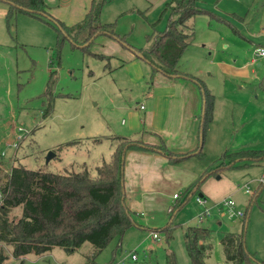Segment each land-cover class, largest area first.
<instances>
[{
    "label": "rangeland",
    "instance_id": "374dc122",
    "mask_svg": "<svg viewBox=\"0 0 264 264\" xmlns=\"http://www.w3.org/2000/svg\"><path fill=\"white\" fill-rule=\"evenodd\" d=\"M46 2L54 12L60 7V0ZM130 3L109 0L104 9L114 16L117 25L120 22L128 32L132 30L128 42L147 47L152 44L147 37L153 29L167 26L166 3L149 15L140 13L144 9L130 10ZM200 3L205 10L192 19L195 35L179 61L181 71L206 85L211 94L209 104L214 101L202 155L182 162L199 171V189L174 214L170 207L184 198L186 187L165 189L163 196L170 200V206L161 216L154 214L155 224L129 227L121 238L115 236L108 243L94 263L87 258L92 244L85 242L71 252L55 246L41 255L30 253L23 258L24 264H167L171 252L178 264H192L185 244L189 225L212 230L209 241L213 248L204 264H233L227 262L220 242L229 231L242 232L245 218L221 209L225 199H233L236 210L247 214V249L258 258L255 264H264V185L260 184L264 159H239L236 166L208 173L225 152L264 150V54L255 55L256 49H264V0ZM0 8V175L7 172L4 164L16 159L31 169L45 167L58 172L86 163L94 170L110 158L116 147L117 139L111 136H132V124L144 120L146 110L140 109V103L147 104L155 88V76L161 72L140 56L142 63H123V59L110 56L107 36H98L89 50L75 47L69 40L58 45L55 28L44 20L22 10L8 17L9 4L5 0H0ZM117 44L124 50L122 44ZM253 57L257 58L255 63ZM49 82L53 111L44 117L42 94ZM18 135L22 136L20 141ZM95 137L104 139L95 143ZM73 140L80 143L66 145ZM145 141L162 142L150 132L145 133ZM50 150H55L56 156L47 163ZM246 185L251 192H246ZM200 193L207 199L205 205L196 200ZM147 213L135 216L145 217ZM21 215L22 209L17 207L11 216ZM170 221L168 237L163 227ZM1 250L9 257L5 264H19L11 245L0 243ZM133 253L138 259L132 258Z\"/></svg>",
    "mask_w": 264,
    "mask_h": 264
},
{
    "label": "trees",
    "instance_id": "16d2710c",
    "mask_svg": "<svg viewBox=\"0 0 264 264\" xmlns=\"http://www.w3.org/2000/svg\"><path fill=\"white\" fill-rule=\"evenodd\" d=\"M9 4L8 17L11 12L22 10L53 26L58 37V45L69 40L73 46L89 50L100 35H107L127 46L138 56L148 61L155 70L167 76H186L199 85L202 98V119L199 128L200 142L194 150L174 152L165 142L149 143L142 137L114 136L117 139L110 158L104 159L92 170L86 163H81L63 171H50L45 167L31 169L16 159L14 163H5L6 173L0 175V243L11 245L13 257L24 264V257L30 253L41 255L55 246L71 252L85 242L92 244V251L87 254L90 263L115 237L121 236L131 226L136 225L135 212L126 201L124 184L125 158L129 149L154 150L163 154L172 163H178L191 155H202L205 133L213 109L211 94L203 81L179 69V61L193 41L195 28L192 19L204 11L200 0H167L164 12H168V23L163 30H154L150 34L152 44L149 48H137L127 41L125 34L116 31V22H104L101 14L109 0H92L85 17L73 25L49 12L46 0H5ZM87 43V44H86ZM86 44V45H84ZM84 45V46H81ZM90 53L106 57L95 51ZM44 99V117L53 111L52 84L48 83ZM110 137V136H108ZM104 137H95L99 143ZM79 140L67 142L68 146L79 144ZM239 159H264V150L225 152L215 160L213 171L225 166H236ZM0 164H3L0 162ZM229 164V165H228ZM10 165V166H9ZM207 173V172H206ZM207 174L206 176H208ZM205 175V174H204ZM205 176V177H206ZM204 177V178H205ZM196 180L185 189V196L170 207V213H176L199 189ZM21 207L22 215L13 218L12 212ZM242 232H227L221 239L227 262L233 264H255L258 258L247 249L245 215ZM172 221L163 230L171 236ZM211 229L201 225H189L185 235V244L192 264H204L205 257L212 251L209 241ZM8 255L0 251V264H5ZM167 264H178L176 255L171 252L166 258ZM264 262V261H262Z\"/></svg>",
    "mask_w": 264,
    "mask_h": 264
},
{
    "label": "crops",
    "instance_id": "0c3cea01",
    "mask_svg": "<svg viewBox=\"0 0 264 264\" xmlns=\"http://www.w3.org/2000/svg\"><path fill=\"white\" fill-rule=\"evenodd\" d=\"M139 1L144 3L141 4ZM166 1L131 0L128 8L138 11L144 9L140 13L149 15L154 9L162 8ZM91 2L92 0H60V7L56 9V12L50 7L48 10L66 24L73 25L85 17ZM101 15L106 19L104 22H114V16L111 13L109 15L108 11L105 12L104 7ZM117 26L116 31L119 34L128 36L132 31L128 32L127 27L120 25V22ZM149 36L147 38L151 40ZM107 38L110 39V56L123 59V63H142V59H138L136 52L122 44L125 47L123 50L118 46L117 43L121 44L118 40L109 36ZM134 42L129 43L137 47L138 45ZM150 46H138L137 48H149ZM155 79L157 80L154 82L155 88L149 94L147 104H144L145 118L141 120V123L132 124L131 128L135 130L132 136L142 137L145 141L146 132L157 134L169 149L177 153L196 149L200 142L199 112L203 105L202 92L198 89L197 82L190 77H169L163 73L156 74ZM143 127L145 129L141 132ZM146 142L157 144L154 141ZM189 157L178 163H172L163 154L154 150L129 149L127 151L124 176L127 204L137 216L149 212L145 217L135 216L137 224L148 226L155 224L154 214L158 213L161 216V213L169 208L170 200L163 196L165 189L172 191L176 188L184 189L198 180L199 171L188 165H182V162ZM167 192L166 195L169 196Z\"/></svg>",
    "mask_w": 264,
    "mask_h": 264
},
{
    "label": "built area",
    "instance_id": "2783aa9c",
    "mask_svg": "<svg viewBox=\"0 0 264 264\" xmlns=\"http://www.w3.org/2000/svg\"><path fill=\"white\" fill-rule=\"evenodd\" d=\"M264 54V49L263 48H259V49H256L255 50V55L256 56H260V55H263ZM257 61V58H255V57H253V59H252V63H255ZM145 107V105L144 104H141L140 105V108L141 109H143ZM20 130H23L22 129V127H20L19 128ZM17 141H20L21 139H22V136H20V135H18L17 136ZM16 146H17V144H16ZM260 184L261 185H264V178H262L261 180H260ZM246 192L248 193V192H251V188L249 187V186H247L246 185ZM175 196H176V194H175ZM2 198H3V194L2 193H0V204H1V202H2ZM196 200H197V202H199L200 204H202V205H205L206 204V198L204 197V196H197L196 197ZM221 209L222 208H226V212L229 214V215H232V216H234V215H238V216H241V217H245V215H246V213L245 212H243L242 210H236V204H235V201L233 200V199H225V200H223L222 202H221ZM205 213L206 214H209V211H208V209L206 208V210H205ZM155 236H157V234H154ZM137 255L135 254V253H133L132 254V258H134V259H137Z\"/></svg>",
    "mask_w": 264,
    "mask_h": 264
},
{
    "label": "water",
    "instance_id": "95a60500",
    "mask_svg": "<svg viewBox=\"0 0 264 264\" xmlns=\"http://www.w3.org/2000/svg\"><path fill=\"white\" fill-rule=\"evenodd\" d=\"M86 44H87V43H86ZM86 44H84V45H86ZM84 45H81V46H84ZM55 156H56V151H55V150H50V151L48 152L47 156H46V162L49 163L50 160H51L53 157H55ZM200 196H203V194L200 193Z\"/></svg>",
    "mask_w": 264,
    "mask_h": 264
}]
</instances>
